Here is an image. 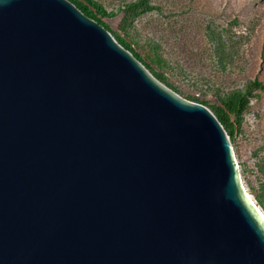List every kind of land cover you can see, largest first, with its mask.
I'll use <instances>...</instances> for the list:
<instances>
[{
	"label": "water",
	"instance_id": "water-1",
	"mask_svg": "<svg viewBox=\"0 0 264 264\" xmlns=\"http://www.w3.org/2000/svg\"><path fill=\"white\" fill-rule=\"evenodd\" d=\"M207 105L72 0H0V264H264V213Z\"/></svg>",
	"mask_w": 264,
	"mask_h": 264
},
{
	"label": "rangeland",
	"instance_id": "rangeland-1",
	"mask_svg": "<svg viewBox=\"0 0 264 264\" xmlns=\"http://www.w3.org/2000/svg\"><path fill=\"white\" fill-rule=\"evenodd\" d=\"M96 1L113 13L102 18L114 36L131 43L154 75L161 69L148 54L164 59L165 81L185 98L221 107L233 90L264 83V0H147L153 8L136 13L131 8L144 0ZM231 141L240 182L264 213V89L249 96Z\"/></svg>",
	"mask_w": 264,
	"mask_h": 264
},
{
	"label": "trees",
	"instance_id": "trees-1",
	"mask_svg": "<svg viewBox=\"0 0 264 264\" xmlns=\"http://www.w3.org/2000/svg\"><path fill=\"white\" fill-rule=\"evenodd\" d=\"M80 9H82L87 15L95 18L98 20L100 23L105 25L109 30V25L103 20L102 16H105L107 14L112 15V12H106L104 7L97 3L96 0H85L86 2H83L82 0H72ZM143 10H151L153 6L149 5L147 3V0H144L141 3H137L133 5L131 8L132 13L139 12V9ZM111 31V30H110ZM113 33V32H112ZM115 35V34H114ZM116 39L120 41L126 48L131 50L141 61L143 60L142 55L137 52L134 47L132 46L131 43L127 42L126 40L121 39L120 37L116 36ZM148 58L157 64V66L161 69V72L155 73V75L164 81L168 86L174 88L177 90V87H175L172 83H168L165 81L166 75H165V70H166V62L164 59L158 55L157 52H151L148 54ZM255 89H264V83L260 80H253L249 83L248 88L246 91H242L240 89L233 90L230 95H228L224 101L223 104L224 106H210L207 101H201L203 104L207 105L214 111V113L217 115V117L220 119V121L223 123L224 127L228 131L231 137L234 135V127H235V121L240 120V117L242 116L244 110L247 109L249 105V96L252 95L253 90ZM190 99L196 100L195 97H191ZM233 116H235L233 120Z\"/></svg>",
	"mask_w": 264,
	"mask_h": 264
}]
</instances>
